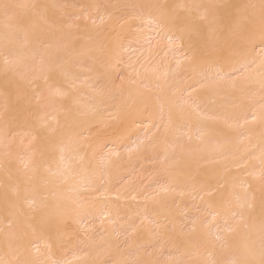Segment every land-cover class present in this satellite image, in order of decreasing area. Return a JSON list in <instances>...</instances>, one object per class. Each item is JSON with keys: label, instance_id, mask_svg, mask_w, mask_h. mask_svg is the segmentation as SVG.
<instances>
[{"label": "bare ground", "instance_id": "bare-ground-1", "mask_svg": "<svg viewBox=\"0 0 264 264\" xmlns=\"http://www.w3.org/2000/svg\"><path fill=\"white\" fill-rule=\"evenodd\" d=\"M0 103V264H264V0H0Z\"/></svg>", "mask_w": 264, "mask_h": 264}, {"label": "rangeland", "instance_id": "rangeland-1", "mask_svg": "<svg viewBox=\"0 0 264 264\" xmlns=\"http://www.w3.org/2000/svg\"><path fill=\"white\" fill-rule=\"evenodd\" d=\"M58 4H61V3L59 2ZM22 42H23V40L20 41V44H23ZM39 45H40V44H39ZM43 46H45V45H43ZM52 46H53V45H52ZM55 46H56V45H55ZM38 47H39V46H38ZM40 48H42V47L40 46ZM7 63H8V62H7ZM33 64L35 65L34 62H33ZM36 65H37V64H36ZM31 68L33 69V72H35V70H36V72L38 71V67H37V66H36V67H35V66L33 67V65L31 64ZM34 69H35V70H34ZM0 107H1V103H0ZM183 142L185 143L186 147H187L188 150H189V146H190L191 143H190L189 146H188V145L186 144L187 141L185 142V141L183 140V141H180V145H181ZM187 143H189V142H187ZM183 145H184V144H182V146H183ZM185 145H184V146H185ZM182 146H181V148H182ZM187 148H185V149L183 148V149H184V150H187ZM191 148H192V147H191ZM139 170H140V172L143 173V171H142L141 169H139ZM137 172H138V175L140 176L141 174L139 173L138 170H137ZM263 179H264V178H263ZM190 200H193V198H190ZM190 202H191V201H190ZM192 202H193V201H192ZM192 204L194 205V203H192ZM190 205H191V204H190ZM193 205H191V206L193 207ZM194 206H195V205H194ZM195 208H196V206H195ZM206 208H207V207H206ZM199 209H200V208H198V209H196V210H199ZM203 209H204V207H203ZM194 210H195V209H194ZM207 210H208V209L205 210L206 213H207V214L205 213L206 215H205V214H204V215H201V214L204 213L203 210H202V208L199 210V211L202 212V213H200L199 215L197 214L198 211H195L196 216L198 215V217H195V219H196V220H197V218L201 219L200 216H201L202 218H203L204 216H208V214H210V213H208ZM222 257H223V256H222ZM220 258H221V256H220ZM187 261H188V262H187ZM187 261H186V264H191V263H189V262H192V261H189V260H187ZM192 264H196V263H195V262H194V263L192 262Z\"/></svg>", "mask_w": 264, "mask_h": 264}]
</instances>
